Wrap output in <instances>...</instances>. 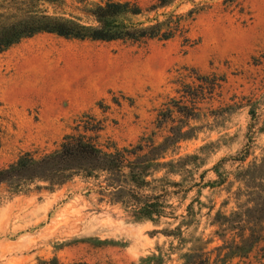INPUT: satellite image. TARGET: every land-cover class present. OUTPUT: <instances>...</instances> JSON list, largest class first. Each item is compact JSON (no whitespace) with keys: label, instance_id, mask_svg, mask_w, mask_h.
Here are the masks:
<instances>
[{"label":"rangeland","instance_id":"obj_1","mask_svg":"<svg viewBox=\"0 0 264 264\" xmlns=\"http://www.w3.org/2000/svg\"><path fill=\"white\" fill-rule=\"evenodd\" d=\"M107 1L146 8L157 0H63L61 8H44L94 25L90 10ZM203 1L209 9L192 25L188 41L133 45L40 34L0 54V169L26 153L42 157L59 150L84 115V121H103L104 140L119 148L153 135L168 148V161L182 159L193 173L168 178L203 186L185 202L171 199L178 214L192 202L198 213L197 223L183 229L184 250L170 251L179 242L163 234L181 219L136 221L101 195L97 182L74 178L55 189L36 183L15 195L0 189V264H138L160 252L166 264H182L183 254L203 247L197 238L211 242V251L237 236L222 216L233 222L258 216L264 208V0H236L233 11L225 0ZM214 76L224 81L212 95L186 93L188 87L209 90ZM192 102L194 117L178 113ZM181 130L186 135L176 144ZM263 247L227 264H264Z\"/></svg>","mask_w":264,"mask_h":264},{"label":"trees","instance_id":"obj_2","mask_svg":"<svg viewBox=\"0 0 264 264\" xmlns=\"http://www.w3.org/2000/svg\"><path fill=\"white\" fill-rule=\"evenodd\" d=\"M188 3L192 4V8L185 13H178L177 9L167 11ZM45 4L57 8L64 6L63 0H0V54L40 34L82 42H123L133 45L168 43L177 38L188 41L192 25L209 9L203 0H157L146 8L137 2L107 1L90 10L94 25H88L79 19L67 18L64 13L52 15L44 8ZM224 4L227 10L233 11L237 1L225 0ZM199 77L203 82L211 78ZM223 81L214 76L209 90L203 86L198 89L188 87L189 92L186 93L195 99L206 93L212 95ZM194 103L177 108L178 113L194 117L197 110ZM168 111L172 120L175 111ZM86 117L84 115L75 122L73 132L63 138L59 150L42 157L26 153L17 162L0 169V189L5 187L8 193L15 195L29 191L36 183H46L55 189L74 178L93 180L97 182L101 195L111 196L112 202L121 204L136 221L157 223L163 218L181 219L178 227L165 230L163 234L179 242L178 247L171 244L170 251H183L187 244L183 229L189 230L191 225L197 223L198 213L192 202L178 214L179 207L174 206L171 199L185 202L194 189L199 188L201 192L203 186L193 180L190 183L185 179L175 181L168 176L193 174L187 169L188 165L182 159L168 161V148L164 144H157L153 135L141 138L136 145L119 148L111 139L104 140L103 121L95 118L84 121ZM2 133L0 124V147ZM185 135L182 130L178 132L175 143L178 144ZM248 155L247 150L238 161L244 162ZM162 171H166L165 176L159 178ZM196 202L201 208V202ZM213 210V207L210 208V212ZM256 213L258 216L250 220L240 219L236 222L222 216L223 225H231V231H238L237 236L211 251L208 250L211 242L197 238L196 243L203 247L183 254L180 258L182 264H227L234 258L248 256L254 248L264 245V208L256 210ZM221 215L218 212L217 217ZM217 222L220 223V220L217 219ZM214 253H217L215 258ZM166 258L167 255L160 252L159 255L141 258L138 264H166ZM168 261L172 262L170 258Z\"/></svg>","mask_w":264,"mask_h":264}]
</instances>
